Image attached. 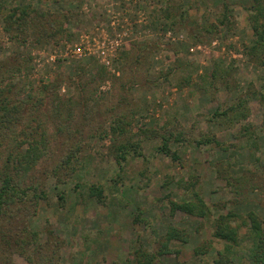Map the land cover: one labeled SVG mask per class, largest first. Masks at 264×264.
Wrapping results in <instances>:
<instances>
[{
    "label": "rangeland",
    "instance_id": "374dc122",
    "mask_svg": "<svg viewBox=\"0 0 264 264\" xmlns=\"http://www.w3.org/2000/svg\"><path fill=\"white\" fill-rule=\"evenodd\" d=\"M5 1L13 3L12 0ZM33 1L39 9H49L60 19L61 13L68 11L66 30L26 48L32 56L31 68L26 76L27 70L22 68L20 75L35 88L55 82L54 91L66 105L61 106L62 115L54 121L64 124V129L70 128L71 140L67 141L81 140L83 148L75 172L62 177L61 182L52 176L45 178L47 197L39 200L35 213L26 218L29 226L45 238L47 230L51 229L62 240L58 254L55 257L53 254L58 264L60 260L76 259L77 251L86 244L123 252L121 244L128 241L131 246V241L137 237L135 246L140 243L147 249L153 248L158 244L156 237L164 234L168 226L183 229L187 241L170 242L169 247L180 249L179 254L159 256L157 259L160 260L155 264H166V261L172 264V259L183 261V264H212L222 242L212 239L208 219L178 210L170 213L168 197L181 200L185 191L177 181L187 187L193 182L186 191L197 190L212 209V216L227 211L235 212L234 217L245 216L247 211H254L260 217L264 215V128L261 127L264 104L248 89L250 83L251 88H261L264 65L249 62L243 52L244 44L251 38L246 11L241 4L243 0L232 2L234 28L222 29L214 36L197 34L202 38L197 42L174 22L173 15L166 17L162 10V5L168 3L166 0ZM171 1L174 6L179 2L184 7L189 6V16L196 17L198 22L207 18L214 21V14L221 7V0ZM144 40L154 41L150 50L148 48L144 53L146 59L134 65L131 59H122V49L128 48L132 41ZM0 45L5 51L11 46L2 28L1 16ZM2 50L0 58L4 54ZM176 57L192 63L193 82L200 81L198 74H205L214 59H221L225 64L234 59L236 87L231 91L219 84L215 90L209 88L206 92L196 88L195 84L179 87L180 76L177 74H172L168 81L163 77ZM90 60L94 65L91 74L86 73V69L77 71L80 62ZM99 66L107 70L105 75L96 71ZM78 88L83 89L81 93ZM237 94L248 100L249 114L245 120L232 128L205 120L214 108L232 101ZM36 112L45 122L43 128L51 135L50 118L43 112ZM121 113L129 122L125 125L126 135L131 141H138L142 152L139 156L131 155L123 167L110 154L111 138L103 132L109 128L114 115ZM171 117H176L180 124L172 126L171 121H175ZM166 121L171 122L168 125L173 131L187 132L185 139L170 143L177 159L158 151V135L151 133L145 137L141 131L145 127L162 131L161 125ZM245 121L255 126L256 148L241 147L245 143L243 137L235 135ZM202 132L214 135L224 148L213 143L197 146L192 135ZM62 134L61 141L64 142L69 135ZM54 148L52 156L42 161L46 168H51L62 153L59 143L54 142ZM91 184L102 186L101 200L89 195ZM60 192H63L62 200L58 199ZM232 223H236L233 218ZM12 227L17 230L15 225ZM209 239L212 246L207 252L196 255L194 247ZM109 241L117 246L109 247ZM54 248L48 251L49 255ZM12 256L17 263L29 264L17 253ZM128 256L133 258L131 247ZM36 262L42 263V260H33V264ZM113 262L119 263L111 258L107 260V264ZM119 264L134 263L124 262L122 255ZM241 264L248 262L243 260Z\"/></svg>",
    "mask_w": 264,
    "mask_h": 264
},
{
    "label": "trees",
    "instance_id": "16d2710c",
    "mask_svg": "<svg viewBox=\"0 0 264 264\" xmlns=\"http://www.w3.org/2000/svg\"><path fill=\"white\" fill-rule=\"evenodd\" d=\"M166 1L168 3L162 5L166 17L173 15L174 22L184 28L196 42L202 40L197 34L207 33L214 36L222 29L236 26L231 9L233 0H221L220 11L214 14V21L207 18L202 22H198L196 17L189 16V6L184 7L181 2L174 6L171 0ZM12 2L8 4V1L0 0L2 28L11 43L7 51L2 50L3 47L0 45V50L4 52L0 58V264H20L14 261L13 253L20 255L29 264H33V260L37 261V259H41L42 263L34 264H58V259L55 260L53 254L54 257L58 254L56 252L59 251L62 240L55 236L51 229L47 230L46 238L41 236L38 230L29 226L26 218L35 213L39 200L47 197L45 178L52 176L57 182H61L62 177L65 178L76 171L77 166L80 165L79 153L83 148V141H74L75 143L67 141L71 140V129H64V124L54 121L57 116L62 115L61 106L64 108L66 105V102L62 104L61 97L54 91L57 86L55 82L50 81L40 85V89L38 86L35 88L33 83L22 78L20 72L24 68L27 70L26 76L31 68L32 56L26 48L32 47L35 43H43L53 38L56 33L62 34L66 30L68 11L62 12L60 19L49 9H39L33 0H12ZM241 4L246 11L251 29V38L244 44L243 52L249 62L263 66L264 0H243ZM153 44L154 41H132L128 48L122 49L120 55L126 61L131 59L133 65L140 64L141 59H146L145 51L148 48L150 50ZM233 60L225 64L221 59H214L205 74H198L200 81L193 82L192 63L176 57L172 65L163 73V77L168 81L172 78V74H177L180 76L179 87L195 84L196 88L206 92L209 88L215 90L221 84L232 91L236 87L233 77L236 68L233 66ZM93 66L91 60L87 63L80 62L77 71L86 69V73L91 74ZM96 71L101 75L107 72L103 66H99ZM251 87L250 83L249 91L264 104V83L261 84L260 89ZM26 88H29L28 91ZM78 90L81 93L83 89L78 88ZM54 99L56 100L53 101ZM247 102V98L237 94L232 101L221 103L214 108L205 120L216 126L232 128L248 117ZM36 111L43 112L50 118L53 126L51 135L45 127L43 128L45 122ZM171 118L175 121H171L172 126L180 124L176 117ZM35 120L37 123L34 122ZM171 122L166 121L165 125H161L162 131L151 127H145L141 131L145 137L151 136V133L154 134L153 136L158 135L160 137L158 151L171 159H177L178 155L171 149L170 143L185 139L187 132L180 129L173 131L168 125H171ZM126 124L129 122L125 120L123 113L114 115L113 120L109 122V128L103 131L111 138L109 151L120 167L128 162L131 155H142L138 141H131L126 135ZM261 127L264 128V124ZM254 129L255 126L247 121L239 126L235 135L243 137L245 143L241 147H257ZM64 132L69 138L63 139L65 141L62 142ZM192 140L197 146L213 143L224 148L222 142L208 133L192 135ZM54 142L61 145L60 151L63 150L52 167L46 168L42 161L52 156L55 149ZM190 184L193 185V182ZM177 185L185 192L181 195V200L168 197L170 213L178 210L187 215L208 219L212 239L222 242V247L217 249V256L212 264H241L243 260L248 264H264V215L260 217L254 211H247L245 216L238 214L234 217L235 212L227 211L212 216V209L197 190L190 189L187 192L191 185L187 187L181 181H177ZM88 192L90 196L101 200L103 189L100 184H91ZM58 199H63V192L58 193ZM135 207L139 211V207ZM232 218L236 220L235 224L232 223ZM14 225L17 230L12 227ZM241 229L242 233H240ZM173 240L186 242V232L168 226L164 234L156 237L158 244L150 249L140 243L135 246L138 241L136 237L134 242L131 241L133 258H128L127 261L134 264H155L159 256L173 252L179 254L180 249L169 247ZM211 242L210 239L203 241L201 245L194 247L193 252L196 255L207 252L212 246ZM54 246L53 253L49 255L48 251L50 249L52 251ZM177 264H183V261H177Z\"/></svg>",
    "mask_w": 264,
    "mask_h": 264
},
{
    "label": "crops",
    "instance_id": "0c3cea01",
    "mask_svg": "<svg viewBox=\"0 0 264 264\" xmlns=\"http://www.w3.org/2000/svg\"><path fill=\"white\" fill-rule=\"evenodd\" d=\"M130 220V218L128 219ZM126 225L129 226V222H126ZM117 242V241H116ZM172 242V241H171ZM109 247L111 246H117V243H114L113 241H109ZM94 244V242L92 243ZM128 241L122 243V248L123 252H117L115 250H107V249H103V247H101V249H99V247L89 244H86L85 246L82 247V250H78L77 251V256L76 259L75 258H69V260H60V264H107V260H109L111 258V260L113 261H118L120 263L121 261V256L123 255V260L124 262H127V258L128 253L130 251V245H128ZM102 246V245H101ZM114 248V247H113ZM127 250V251H126ZM112 252H115V254H112ZM160 259L156 260V263L159 261ZM166 264H169V261L165 262ZM172 264H177V260L172 259Z\"/></svg>",
    "mask_w": 264,
    "mask_h": 264
}]
</instances>
